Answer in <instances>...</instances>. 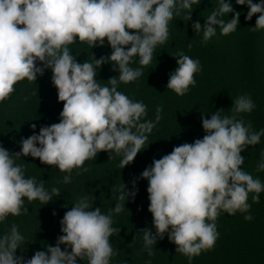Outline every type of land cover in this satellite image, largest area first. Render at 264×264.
Returning <instances> with one entry per match:
<instances>
[{
    "label": "clouds",
    "instance_id": "clouds-1",
    "mask_svg": "<svg viewBox=\"0 0 264 264\" xmlns=\"http://www.w3.org/2000/svg\"><path fill=\"white\" fill-rule=\"evenodd\" d=\"M200 0H0V102L10 98L14 86L23 80L35 82L46 70L52 72V84L58 101L63 103L59 123L42 126L36 134L20 141L21 151L10 153L0 145V223L9 215L27 214L25 200L47 205L61 195L60 189L45 188V181L26 178L25 168L17 163L31 156L42 164L55 166L67 173L62 183H71L74 169L87 172L83 165L100 152L122 156V169L133 163L148 140V134L163 118L157 106L155 120L147 117V105L118 90L119 84L136 81L142 68H132L134 57L139 65L148 66L154 50L169 38V23L174 16L186 12L188 21L192 8ZM248 8L246 20L256 16L251 31L264 30V0H236ZM232 14L229 20L224 16ZM240 13L231 3L218 0L203 26L192 23L196 34L202 32V44L217 34L228 36L238 28ZM107 40L111 54L107 57L78 63L69 46L86 42L90 48L103 47ZM192 47L191 43L188 45ZM178 67L169 74L167 89L178 96L195 87V74L202 71L198 59L183 51L175 55ZM39 62V65L38 63ZM106 63L115 65L118 77L106 83L96 80L97 69ZM25 102L28 96L23 98ZM256 108L250 95L233 101L232 115H221L219 109L210 118L202 114L205 135L193 143L175 146L171 153L154 159L140 179L147 180L149 208L155 234L142 229L144 249L148 256L153 246L167 235L176 245V252L189 258L214 248L219 233L215 221L221 212L229 216L249 213V193L259 203L264 183L242 170L241 155L248 146L260 143L264 129L254 131L251 121L237 119L236 114L251 113ZM110 158V155H109ZM264 171V152L257 165ZM132 191L125 184L113 187L117 203L107 214L93 208L94 197L82 196L67 210L60 221L61 233L55 246L48 245L27 259L16 251L24 241L18 226L0 237V264H111L118 255L110 237L121 229L113 226V213L125 210V201L135 199L136 181ZM55 215V213H53ZM251 221V214L245 215ZM64 249L62 250V247ZM69 249L71 251H69ZM145 264H151L146 261Z\"/></svg>",
    "mask_w": 264,
    "mask_h": 264
},
{
    "label": "trees",
    "instance_id": "trees-1",
    "mask_svg": "<svg viewBox=\"0 0 264 264\" xmlns=\"http://www.w3.org/2000/svg\"><path fill=\"white\" fill-rule=\"evenodd\" d=\"M231 3L234 11L240 13V20L237 30L228 36L221 35L217 27L216 36L207 44L201 43L202 32L196 34L192 23L199 21L203 26L207 16L218 5V0H200L192 8L190 21L186 12L170 21L169 38L155 48L150 65L141 66L139 57L133 58L130 67L142 68L143 75L134 82L120 83L118 90L147 105L145 119L155 120L157 106H162L163 118L148 134L147 142L132 164L122 169L119 167L121 155L100 152L95 159L85 161L83 167L88 169L87 172L78 174L81 170L74 169L71 183L64 184L62 180L67 173L60 172L55 166L42 164L30 155L17 161L24 166L26 178L43 180L46 189L50 191L52 187H57L61 192L47 205L25 200L27 214L9 215L0 223V237L10 231L12 224H16L24 236L16 251L17 256L30 259L36 251H43L48 245L55 246L57 238L62 235L60 221L80 197H94L93 208L99 207L107 214L117 203L118 193H113L112 188L123 183L127 190L132 191L135 180L138 189L135 199L125 201L123 212L113 213V226L121 231L110 237L111 245L118 252L112 257L111 264H145L149 260L151 264H264V191L259 194V203H253L252 197L256 194L249 193V213L238 211L229 216L221 212L215 221L219 238L214 248L202 251L191 260L176 252V245L169 241L167 235L157 241L153 246L155 254L149 257L144 249L142 233H139L148 228L155 234L153 217L148 211V182L140 179L142 172L154 159L171 153L175 146L202 139L205 135L202 114L210 118L213 112L223 109L225 112L221 115H232L233 101L247 94L256 108L251 113L236 114L237 119L246 123L251 121L254 131L264 129V30L251 31L257 17L246 20L247 6L237 5L236 0H231ZM231 18L232 14L223 17L225 20ZM69 48L78 63L91 61V55L97 59L110 56L112 51L106 39L103 47L91 49L86 42L77 41ZM178 51L198 59L202 65V71L195 74V87H190L182 97L167 89L169 74L178 67L175 58ZM113 67L115 65L106 63L97 69L96 80L106 83L111 77H118L119 73L113 71ZM14 88L10 98L0 102V145L13 154L21 151L20 141L33 134V124L38 134L42 126L59 123L63 109V103L58 101L57 89L52 84L50 70H46L35 82L23 80ZM25 96L29 97L26 102L23 99ZM262 152L264 136L259 144L248 146L241 155L245 158L242 170L264 183V171L256 170ZM248 214L252 216L251 221L244 219ZM61 247L63 250L64 246ZM78 264H87V260H78Z\"/></svg>",
    "mask_w": 264,
    "mask_h": 264
}]
</instances>
